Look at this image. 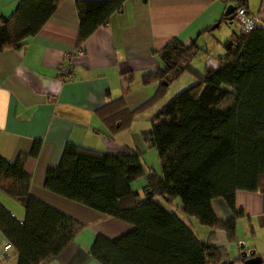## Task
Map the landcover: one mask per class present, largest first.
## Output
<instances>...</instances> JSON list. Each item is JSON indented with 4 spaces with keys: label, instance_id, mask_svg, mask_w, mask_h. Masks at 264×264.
Segmentation results:
<instances>
[{
    "label": "trees",
    "instance_id": "1",
    "mask_svg": "<svg viewBox=\"0 0 264 264\" xmlns=\"http://www.w3.org/2000/svg\"><path fill=\"white\" fill-rule=\"evenodd\" d=\"M123 1L76 0V47L119 12ZM55 3L18 0L9 15H0V51L17 49L36 34ZM240 6L245 7V0H236L234 9ZM221 46L223 54L215 57V66L196 70L190 64L200 51L195 41L184 45L172 39L160 50L162 64L140 76L142 85L156 83L149 98L130 110L117 97L94 111L114 135L127 129L135 114L161 100L182 73H188L192 81L167 100L150 117L149 129L140 133L141 140L155 149L159 174L144 166L137 152L111 154L72 143L65 144L57 165L45 169V190L130 224L129 230L115 237H94L89 252L100 264L244 261L245 257H238L224 262L215 246L198 239L156 199L171 203L177 198L184 215L200 226L221 230L230 242L236 241L237 190L258 192L264 211V28L257 24L248 32L232 33ZM228 98L229 104L222 108ZM23 161L22 155L13 162L0 156V188L23 208L17 221L0 204V233L16 253L14 264H44L81 226L30 195ZM142 176L141 190H133L130 183ZM213 199H221L231 216L219 219Z\"/></svg>",
    "mask_w": 264,
    "mask_h": 264
},
{
    "label": "crops",
    "instance_id": "2",
    "mask_svg": "<svg viewBox=\"0 0 264 264\" xmlns=\"http://www.w3.org/2000/svg\"><path fill=\"white\" fill-rule=\"evenodd\" d=\"M17 1L0 0V15H9ZM75 1L56 0L53 12L36 34L26 38L17 49L0 51V156L9 162L24 156L23 170L30 179V195L81 226L72 240L44 264H100L89 252L94 237L112 238L131 228L118 218L43 188L45 169L58 164L65 144L111 154L134 151L140 155L149 147L140 137L149 128L134 127L140 116L135 115L127 129L110 135L95 115V109L122 97L131 110L149 98L156 83L142 85L140 76L162 64L160 50L172 39L184 45L195 41L200 51L193 59L201 65L195 67L193 59L190 64L201 70L203 65L215 66V57L223 54L221 44L240 31L233 18L223 16L226 6L235 7L236 0H124L121 10L112 13L104 26L84 40L80 46L83 54L77 55ZM245 9L264 28V0H245ZM208 44L216 56L209 55ZM68 63L72 64L73 78L61 81L56 69ZM191 81L189 74L183 76L180 86ZM147 118H142L143 122ZM34 144H37L35 154L30 155ZM0 204L17 221L22 219V205L2 188ZM211 204L219 219L231 216L221 199H213ZM234 207L239 212L236 241H227L221 230H218L221 234H215L217 240L210 241L207 237L202 241L215 246L224 262L242 257L245 252L258 256L264 264V211L260 194L237 190ZM5 244L0 233V264H14L16 253L12 247L3 251Z\"/></svg>",
    "mask_w": 264,
    "mask_h": 264
},
{
    "label": "rangeland",
    "instance_id": "3",
    "mask_svg": "<svg viewBox=\"0 0 264 264\" xmlns=\"http://www.w3.org/2000/svg\"><path fill=\"white\" fill-rule=\"evenodd\" d=\"M235 27V26H234ZM236 28V31H238V28ZM208 49L209 51L211 52V54L209 53V55H215L216 56V52L214 49H212V45L211 44H208ZM194 60V59H193ZM193 65L195 67H199L197 65H201V62L197 61V60H194L192 61ZM200 63V64H199ZM201 69V68H200ZM183 76H188V73H183L180 77V79H177L176 83H174V85H172L169 89V91H166L164 97L158 101L157 103H155L154 105H152L151 107H149L148 109L140 112V113H137L135 114L136 116H140L139 117V122L135 124V129H138L140 127L143 126L142 130H144L146 127H150V123H149V119L152 115H154L160 108L163 104H165V102L167 100H169L176 92L180 91L181 89H183L185 86H180V85H183L182 84V77ZM179 80V81H178ZM181 80V81H180ZM186 85V84H185ZM229 101L230 99H226L225 101H223L221 103V107H226L228 104H229ZM134 115V116H135ZM147 118V121H144L143 122V119ZM149 125V126H148ZM140 159L142 161V163L144 164V166L146 167H150L152 168L155 173L159 174V164H158V159H157V156H156V152H155V149L151 146H146L143 153H140ZM145 183V178L144 176L142 177H139L135 180H133L131 183H130V187L133 189V190H137V191H140L143 184ZM156 199L162 204V206L167 210V211H171V212H175L177 214V216L185 223L187 224L188 226L191 227V229L196 233L197 237L201 240L209 237L208 240H217V235L215 234H221L222 232L221 231H218V230H213L211 228H207V227H202L200 225L197 224V222L191 218V217H187L186 215H184L182 213V211L180 210V206H179V200L176 198L174 199L171 203L169 202H166L163 198L161 197H156ZM202 230H206V233L203 232ZM207 232H214V234H210V233H207Z\"/></svg>",
    "mask_w": 264,
    "mask_h": 264
},
{
    "label": "built area",
    "instance_id": "4",
    "mask_svg": "<svg viewBox=\"0 0 264 264\" xmlns=\"http://www.w3.org/2000/svg\"><path fill=\"white\" fill-rule=\"evenodd\" d=\"M232 18L235 21V23L239 26L242 32H248L258 24V18L248 13V11L243 6L234 9ZM75 54L82 55L83 54L82 49L77 48ZM56 76L61 81L72 79L73 78L72 64L68 63V64L59 65L56 69ZM10 248H11L10 244L6 243L3 246V251H6Z\"/></svg>",
    "mask_w": 264,
    "mask_h": 264
},
{
    "label": "water",
    "instance_id": "5",
    "mask_svg": "<svg viewBox=\"0 0 264 264\" xmlns=\"http://www.w3.org/2000/svg\"><path fill=\"white\" fill-rule=\"evenodd\" d=\"M234 10V6L228 5L226 6L223 16L225 18H231V12ZM248 253L246 254L245 252L242 253V257H246ZM243 264H261L260 259L258 256H253V257H246L243 261Z\"/></svg>",
    "mask_w": 264,
    "mask_h": 264
}]
</instances>
